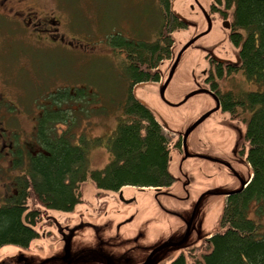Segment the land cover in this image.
I'll return each mask as SVG.
<instances>
[{
    "label": "rangeland",
    "instance_id": "rangeland-1",
    "mask_svg": "<svg viewBox=\"0 0 264 264\" xmlns=\"http://www.w3.org/2000/svg\"><path fill=\"white\" fill-rule=\"evenodd\" d=\"M211 1H171L170 11L187 27L172 33L171 56L157 69L160 79L132 90L134 97L153 113L163 128L170 148L168 169L174 181L159 188L160 191L125 189L124 197H135V202L129 205L120 204L116 194H99L90 183L83 185V200L75 210L98 207L99 212L105 208L107 213L104 219L91 220L90 226L78 227L80 220L86 221L85 217H66L40 205L31 195L29 207L37 208L41 214L40 232L45 228L44 222H50L52 237L40 236L26 248L1 247L0 264H170L204 238L226 229L221 218L227 195L237 192L247 182L250 168L246 162L247 149L244 150L245 127L228 113L215 109L214 97L201 91L200 76L209 66L207 55L231 63L237 61V50L229 41L228 31L222 28L219 16L212 13ZM64 7L65 25L61 32L74 48L64 50L61 55L46 56L43 61L48 70L49 90L82 89L86 96L80 107L84 113L94 112L79 114V124L73 129L90 141L106 140L123 117L129 97L123 65L125 56L111 51L107 40L120 36L132 42L153 43L159 36L163 12L159 0H65ZM228 14L230 20L231 14ZM192 40L180 55L162 99L160 92L173 62ZM86 43H91V47L78 46ZM20 57L3 59L11 70L0 71L1 79L19 76L21 62L13 60ZM23 70H27L24 65ZM36 71L33 65L21 75V83L32 82L31 74ZM234 82V89L257 91L243 77H237ZM9 87L0 91L20 103L21 95ZM79 105L71 107L77 110ZM37 109L33 106L30 110ZM203 117L187 136L185 146L179 149L177 143ZM30 126L24 122L22 129L29 132ZM88 159L92 169H102L110 155L103 146L95 145L89 150ZM8 167L0 160V205L4 196L15 191ZM258 205L250 204L247 217L260 226L257 237L264 238V202L262 210L257 209ZM188 225L189 233L183 244L172 246L184 237ZM164 245L170 246L160 248Z\"/></svg>",
    "mask_w": 264,
    "mask_h": 264
},
{
    "label": "trees",
    "instance_id": "trees-1",
    "mask_svg": "<svg viewBox=\"0 0 264 264\" xmlns=\"http://www.w3.org/2000/svg\"><path fill=\"white\" fill-rule=\"evenodd\" d=\"M171 1L159 0L163 23L155 42L129 43L120 36L111 38L113 48L125 56L129 97L123 117L108 139L90 141L82 133H75L78 115L94 112L90 109L84 113L80 107L86 96L82 89L80 102L64 88L50 93L49 110L39 121L48 126L38 133L43 152L32 156L27 168L14 177L15 192L5 196L0 205V248H26L40 237L41 214L29 207L31 195L49 210L69 213L83 200L82 186L88 183L99 194H115L125 187L163 188L174 181L168 170L170 148L163 128L132 94L135 86L160 79L157 69L171 56L172 33L187 27L170 11ZM210 6L222 15L232 9L230 39L237 49V68L246 83L257 87V91L233 88L227 95L215 90L224 110L239 108L235 113L244 121L251 179L241 193L226 198L221 218L226 229L180 254L170 264H264V238L257 237L260 226L247 217L251 203L259 204L257 209L262 210L264 202V0H212ZM72 104L79 105V109L74 110ZM95 145L103 146L110 155L102 169L89 166V150ZM176 146L181 149V141Z\"/></svg>",
    "mask_w": 264,
    "mask_h": 264
},
{
    "label": "flooded vegetation",
    "instance_id": "flooded-vegetation-1",
    "mask_svg": "<svg viewBox=\"0 0 264 264\" xmlns=\"http://www.w3.org/2000/svg\"><path fill=\"white\" fill-rule=\"evenodd\" d=\"M64 4L65 0H0V71L3 70V73H8V70H11L8 68L7 62L3 60L4 58L8 56L14 57L15 55L21 56L19 59L13 60L14 62H21L17 70L19 76L10 77L12 79L10 80L6 76L1 79L0 75V90L7 88V85H9V88L14 87L17 94L22 97L20 103L13 102L7 94L0 91V160L10 166L6 170L11 174L12 180L10 183L13 188L14 177L19 175L20 170L27 168L32 156L43 152L38 143V133L40 128L44 131L45 129L47 130L48 126L40 125L39 121L45 117L49 110L50 93H56L58 89L62 88H57L54 91L49 90L48 70L44 68L43 61L46 56L61 55L60 53H64V50L74 48L73 43L67 40L65 34L61 32L62 27L65 25L62 15L65 11ZM231 11L232 9L225 10L223 15L221 12L212 13H216L219 16L222 28L228 31V38L232 44L230 37L233 33V28L231 17L229 20L228 14ZM226 22H229V29L225 28ZM111 40L110 38L107 46L111 51H116L112 46L114 44H110ZM122 40L129 43L132 42V40L124 37H122ZM85 45L91 47V43L78 46L82 48ZM95 47L94 45L91 49ZM39 57H44V59H38ZM206 58L209 61V66L200 76L203 85L202 90L208 91L218 100L215 90L217 89L218 92L220 91L227 95V92L233 89L235 79L242 76L237 68L238 65L235 66V63L214 59L208 55ZM23 65L27 70H30L33 65L38 69V71L31 74L32 82L30 83H21V75L27 71L23 70ZM80 91V88L71 90L78 102L81 100ZM218 103L219 110L228 113L232 119L244 125L243 118H240L235 113L239 109L238 107L229 111L224 110L221 101L218 100ZM33 106L38 108L37 111L30 110ZM24 122L31 124L29 132H25L22 129ZM60 127L62 128V126ZM245 149H247L246 146L244 147ZM1 170L2 168H0ZM13 172H16L14 176L12 175ZM118 193H116L115 199L120 204L129 205L135 202V197H124L126 201H131L128 204L121 202L117 197ZM64 215L66 217L76 216L78 219L85 217L86 221L80 220L78 222L77 226L79 227L83 225L90 226L91 220L104 219L107 213L105 208L101 213L98 207H91L90 210L76 211L74 209L69 213H64ZM44 227L43 237L50 239L52 237L51 223L44 222ZM187 251L189 250L185 252Z\"/></svg>",
    "mask_w": 264,
    "mask_h": 264
},
{
    "label": "water",
    "instance_id": "water-1",
    "mask_svg": "<svg viewBox=\"0 0 264 264\" xmlns=\"http://www.w3.org/2000/svg\"><path fill=\"white\" fill-rule=\"evenodd\" d=\"M175 15V14H174ZM226 26H225V28L226 29H229L230 28V26H229V22H226ZM194 40H192L191 42H189L185 47H183L182 48V50L180 51V53L178 54V56H177V58H176V60L173 62V65H172V68H171V71H170V74L168 75V78H167V80L164 82V84H163V87H162V89H161V92H160V97L163 99V93H164V91H165V88L167 87V85H168V83H169V81H170V79H171V77H172V75H173V72H174V70H175V68H176V65H177V61H178V59H179V57H180V55L183 53V51L193 42ZM239 64V60H237V63H235V66H237ZM202 92H205V93H208L209 95H211V96H213L212 94H210L208 91H206V90H201ZM191 96V95H190ZM190 96H188L187 97V99L190 97ZM214 98H215V96H213ZM215 100H216V107H215V109H219V103H218V100H217V98H215ZM155 117V116H154ZM204 120V117L203 118H201L200 120H198L188 131H187V133L182 137V140H181V147L183 146H185V141H186V138H187V136L189 135V133L192 131V130H194V128L195 127H197L202 121ZM248 165V164H247ZM169 170V169H168ZM172 176V175H171ZM173 177V176H172ZM174 179V178H173ZM250 179H251V170H250V177H249V179L247 180V182L246 183H244L243 185H242V187L237 191V192H234V193H231L230 195H227V197H229V196H231V195H234V194H238V193H241L243 190H244V188L247 186V184L249 183V181H250ZM125 189H133V188H129V187H126V188H123L122 190H120L119 191V193L117 194V197H118V199L121 201V202H126L127 204L128 203H130L131 201H126L125 199H124V196H123V192H124V190ZM142 190H150V189H144V188H140V189H137V191H142ZM152 190H157V191H160L159 190V188H156V189H152ZM151 190V191H152ZM116 194V193H115ZM115 197H116V195H115ZM36 210L37 211H39L37 208H36ZM40 212V211H39ZM189 225L187 226V228H186V231H185V234H184V237H182V239L180 240V241H178L176 244H173L172 246H178V245H181V244H183V242L186 240V238H187V236H188V233H189ZM41 233V232H40ZM214 235V234H213ZM212 235V236H213ZM40 236H43V231H42V233L40 234ZM211 237V236H210ZM210 237H208V238H210ZM208 238H204V239H208ZM202 243V241L200 242V244ZM200 244H198L196 247H198ZM170 245H164V246H161L160 248H163V247H169ZM196 247H194V248H196ZM160 248H158V249H160ZM193 249V248H192Z\"/></svg>",
    "mask_w": 264,
    "mask_h": 264
}]
</instances>
